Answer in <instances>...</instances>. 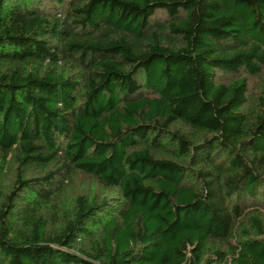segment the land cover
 <instances>
[{
	"label": "trees",
	"instance_id": "1",
	"mask_svg": "<svg viewBox=\"0 0 264 264\" xmlns=\"http://www.w3.org/2000/svg\"><path fill=\"white\" fill-rule=\"evenodd\" d=\"M0 264H264V0H0Z\"/></svg>",
	"mask_w": 264,
	"mask_h": 264
},
{
	"label": "rangeland",
	"instance_id": "2",
	"mask_svg": "<svg viewBox=\"0 0 264 264\" xmlns=\"http://www.w3.org/2000/svg\"><path fill=\"white\" fill-rule=\"evenodd\" d=\"M249 84H250V89L252 90L254 88H257L259 85L256 82V80H251ZM71 188H74V190L80 192H89V193H94L95 191L97 192L101 191L100 188H98V186L95 184V182H93L90 178L87 179V177H84L83 175L77 176Z\"/></svg>",
	"mask_w": 264,
	"mask_h": 264
}]
</instances>
